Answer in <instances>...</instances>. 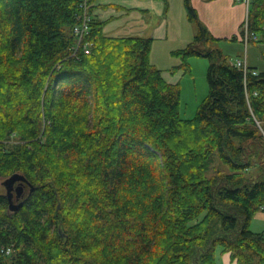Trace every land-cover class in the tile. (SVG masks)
<instances>
[{"label":"trees","instance_id":"1","mask_svg":"<svg viewBox=\"0 0 264 264\" xmlns=\"http://www.w3.org/2000/svg\"><path fill=\"white\" fill-rule=\"evenodd\" d=\"M83 1L0 0V177L27 179L17 210L0 192V264H218V248L264 264V68L202 48L216 37L184 0L196 32L177 69L211 62L183 118L153 38L107 35L90 7L81 36ZM250 8L264 42V0Z\"/></svg>","mask_w":264,"mask_h":264},{"label":"crops","instance_id":"2","mask_svg":"<svg viewBox=\"0 0 264 264\" xmlns=\"http://www.w3.org/2000/svg\"><path fill=\"white\" fill-rule=\"evenodd\" d=\"M88 1L94 18L103 21L104 32L107 35L152 37V51L156 46H162L167 48V54L173 55L172 51L191 41L192 32L196 31V27H193L194 23L187 17L184 0ZM192 2L200 19L214 35H218L217 32L219 31L213 27V20L209 16L211 11L216 16L226 14L222 19L225 18L227 25L234 22V25L237 26L235 29L237 31L234 34L238 35L239 29H241V25L246 19V6L244 3H233V6H231V0H192ZM226 4L229 5L226 6ZM217 5L219 9L216 8ZM213 8H216L218 12L212 10ZM176 34H179L178 38ZM218 36L222 37L224 35ZM151 58L153 61V52ZM247 61L249 65H253L249 62L248 56ZM161 69L168 81H177L175 76L180 73L179 71H173L172 74L166 75V70Z\"/></svg>","mask_w":264,"mask_h":264},{"label":"rangeland","instance_id":"3","mask_svg":"<svg viewBox=\"0 0 264 264\" xmlns=\"http://www.w3.org/2000/svg\"><path fill=\"white\" fill-rule=\"evenodd\" d=\"M233 3H242L236 0H231V6ZM245 4V3H244ZM229 4H226V6ZM225 6V7H226ZM246 6V5H245ZM218 5L216 6V8ZM246 6V17L248 16L249 21V13L250 8ZM216 8L212 10L217 11ZM219 9V7H218ZM222 11V9H221ZM208 13V12H207ZM221 15V16H220ZM226 14H219L216 16L213 11L209 12V16L213 20L214 29H217L219 32L218 35H224L222 37L218 35H214L211 31L210 33L216 37V39H211L207 43H205L202 48L204 49H220L223 53V56L228 59L229 62L234 63L239 58H244L248 56V60L251 64L257 65L260 68H264V42H254L251 41L249 45L246 47L245 43L240 39L241 33L239 29V39H233L235 35L236 25L228 24L227 21L222 19ZM200 17V16H199ZM228 17V16H227ZM245 17V18H246ZM216 26V28H215ZM193 27L195 28L196 25L194 24ZM225 28L224 30H221ZM196 32V31H195ZM195 32H192V39L195 35ZM225 33V34H222ZM179 34H176L178 38ZM188 41V40H187ZM190 42V41H189ZM188 42H186L183 46L181 45L180 48H184ZM173 45V44H172ZM177 48V49H180ZM167 48L162 46H156L153 52V61L157 66L160 68H164L166 71V75L172 74L173 71H179L180 73L176 75L177 82L180 83L181 88V115L183 118H192L194 117L198 109L206 98L209 90L208 79H207V72L210 65V58L207 56H191L188 59L190 64L191 70L185 72L182 69H177L179 64L182 63V59L175 55L167 54ZM156 61V62H155ZM260 125V124H259ZM264 132V130L262 129ZM258 172V168H250L247 170V173L250 175H254ZM5 178L0 177V192L5 193L6 188L4 186ZM250 228L254 231H264V212L259 211L256 213L254 218L251 221ZM217 262L218 264H237L236 262H232L230 259L229 254H222L220 248L217 250Z\"/></svg>","mask_w":264,"mask_h":264},{"label":"built area","instance_id":"4","mask_svg":"<svg viewBox=\"0 0 264 264\" xmlns=\"http://www.w3.org/2000/svg\"><path fill=\"white\" fill-rule=\"evenodd\" d=\"M238 2H242V3H245V5L249 8V6H251L253 0H236ZM84 3V8H85V17H84V21H83V24L81 26H78L76 28V31L77 33H79L81 36H84L90 29V26H89V22H90V16L87 12L88 8L90 7L89 5V1L88 0H84L83 1ZM243 26H244V29H245V34H244V37H243V41L246 45V47L249 45L250 41L252 38H256V35L255 34H250L249 32V21H248V16L246 17V19L244 20L243 22ZM235 64L243 69L245 72L248 70V61H247V56H245L244 58H239L235 61Z\"/></svg>","mask_w":264,"mask_h":264},{"label":"water","instance_id":"5","mask_svg":"<svg viewBox=\"0 0 264 264\" xmlns=\"http://www.w3.org/2000/svg\"><path fill=\"white\" fill-rule=\"evenodd\" d=\"M26 181H27L26 177L18 172L8 176L3 181L4 186L6 188V194L10 201V208L12 210H17L22 205V202L16 203L13 200V197L15 196L16 199L18 200L23 196Z\"/></svg>","mask_w":264,"mask_h":264},{"label":"flooded vegetation","instance_id":"6","mask_svg":"<svg viewBox=\"0 0 264 264\" xmlns=\"http://www.w3.org/2000/svg\"><path fill=\"white\" fill-rule=\"evenodd\" d=\"M15 197H13V199H14ZM16 199V198H15Z\"/></svg>","mask_w":264,"mask_h":264},{"label":"bare ground","instance_id":"7","mask_svg":"<svg viewBox=\"0 0 264 264\" xmlns=\"http://www.w3.org/2000/svg\"><path fill=\"white\" fill-rule=\"evenodd\" d=\"M77 20V19H76ZM92 41V40H91Z\"/></svg>","mask_w":264,"mask_h":264}]
</instances>
